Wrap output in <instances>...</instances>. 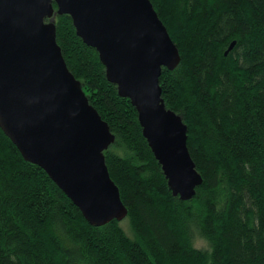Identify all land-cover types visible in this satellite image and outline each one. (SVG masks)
<instances>
[{"label": "trees", "instance_id": "obj_1", "mask_svg": "<svg viewBox=\"0 0 264 264\" xmlns=\"http://www.w3.org/2000/svg\"><path fill=\"white\" fill-rule=\"evenodd\" d=\"M150 1L181 56L162 97L203 184L190 201L172 195L135 107L58 16L67 66L115 135L104 154L132 237L116 220L90 225L0 128V264H264V0Z\"/></svg>", "mask_w": 264, "mask_h": 264}, {"label": "water", "instance_id": "obj_2", "mask_svg": "<svg viewBox=\"0 0 264 264\" xmlns=\"http://www.w3.org/2000/svg\"><path fill=\"white\" fill-rule=\"evenodd\" d=\"M64 15L135 107L172 195L192 200L203 178L190 155L188 126L167 108L160 86L163 69L175 70L181 56L150 0H0L1 130L90 225L127 218L104 154L115 135L57 42L56 18Z\"/></svg>", "mask_w": 264, "mask_h": 264}, {"label": "rangeland", "instance_id": "obj_3", "mask_svg": "<svg viewBox=\"0 0 264 264\" xmlns=\"http://www.w3.org/2000/svg\"><path fill=\"white\" fill-rule=\"evenodd\" d=\"M121 225L122 227L124 228L126 234L129 236V237H132V232L130 230V227H129V222L127 219L123 220L121 222ZM195 246L196 247H199V248H206L207 247V244L204 240H202L200 237H197L196 240H195Z\"/></svg>", "mask_w": 264, "mask_h": 264}]
</instances>
